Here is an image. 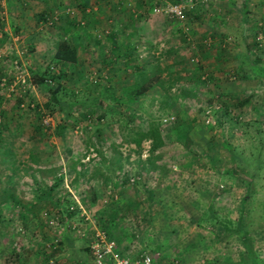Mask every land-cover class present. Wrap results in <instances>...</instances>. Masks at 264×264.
I'll use <instances>...</instances> for the list:
<instances>
[{"label": "rangeland", "instance_id": "374dc122", "mask_svg": "<svg viewBox=\"0 0 264 264\" xmlns=\"http://www.w3.org/2000/svg\"><path fill=\"white\" fill-rule=\"evenodd\" d=\"M173 2L183 21L154 11ZM15 63L60 73L11 89ZM135 67L167 99L127 101ZM0 78V264H92L94 229L152 264H264V0H0Z\"/></svg>", "mask_w": 264, "mask_h": 264}, {"label": "trees", "instance_id": "16d2710c", "mask_svg": "<svg viewBox=\"0 0 264 264\" xmlns=\"http://www.w3.org/2000/svg\"><path fill=\"white\" fill-rule=\"evenodd\" d=\"M38 18H40L41 21H47V15H45V13H40L38 15ZM110 38H112V35H110ZM123 46H125V45H123ZM117 50H118L117 45L114 44L113 47L111 48V51H112V53L114 55V58L115 57H119V56L124 55V54L127 53L126 49H124L122 52L121 51H117ZM106 56L108 57V55H106ZM52 57L59 64H65V63H68V64H72L73 63L74 64V63L77 62L76 46H74L72 44H67V43H65V41H61V42H59L56 45L55 51H54ZM247 60L249 62V65H254L255 64V62H254L255 60L252 59L251 57H249ZM109 61L111 62V59H109ZM135 69L136 70L134 71V79H133L132 83L127 87V89L125 91V97H126L127 101H130V102L135 101L137 98L142 96V94H144L147 90L151 89L154 86H159L161 91H162L163 97L165 99H167V91L166 90L170 88V85L164 86L163 80H161V79H159L157 77L158 76L157 75L158 74V70L145 71L144 69H141L140 67H135ZM59 73H60V71L59 72L57 71V74H55V73L53 74V72L51 73L50 67H47L45 69V72H43V73L37 74L36 72L35 73L31 72L32 78L30 76L25 77L24 85L27 86V84L30 83V81L31 82H35V83H40L41 82L43 84L45 82L49 83V82H51V79L54 80L55 79L54 76L55 75L58 76ZM9 80H10V82H9V84H10L12 82L13 78H10V79L8 78V81ZM5 83H6V79L4 80V84ZM57 91H58L57 87H54V88L51 89V92H50V98L51 99H53V100L56 99L55 95H56ZM17 94L18 95H17L16 99H17L18 106H24V105L27 106V107L31 106L33 108V110H35L36 112L38 110L42 109V106L41 105L39 106L34 99H32L31 97L25 96V90H22L19 93L17 92ZM26 98L28 100H26ZM51 101L52 100H50V102ZM50 102L46 101L45 103H43V107L46 108L47 111L50 110ZM164 102H165V100H164ZM243 102H245V100ZM53 103L54 102H52V105H53ZM173 103L174 102H171V103H166L165 102L167 107H172ZM106 109H107V111H110V112H114V111L117 112L116 110H114L111 107H107ZM42 110H44V109H42ZM103 116L104 115H102V116L100 115L99 118H103ZM171 116H172V120L173 119L175 120L174 121L175 123L173 122V127H175V128L180 126L182 124V121L184 123L185 120H186V117L184 116V114L182 115L183 117L182 116L179 117V113H177L176 116H174V113H173V115L171 114ZM171 121H168V122H171ZM152 138L156 139L159 143L161 142V139L158 136V134L155 135L154 133H152ZM133 142L137 146H139L140 138L133 139ZM12 164L13 163L11 162L10 166ZM236 176H237V174H236ZM56 180H60V178H58ZM66 212L68 213V216H71V215L74 214V212L73 211L72 212L69 211L67 207H66ZM237 217H238L237 221L238 220H242V218H243L242 213L239 214ZM229 223H230L229 220L227 222L226 221H222V220L219 221V224L222 227H224L225 230H228V231L231 230V229L227 228V227H229V225H228ZM245 225L242 223L238 228L235 229V227H234L232 229L235 230V231L237 230V231H239L241 233V235H244V232L246 231ZM241 226H243L242 229H240ZM240 230H242V232ZM104 232L109 237V235L107 234V231L104 230ZM243 237L244 236H242L241 238L243 239ZM85 246H86V251H88L89 250L88 249V243ZM73 261H75V263H78V260L76 258Z\"/></svg>", "mask_w": 264, "mask_h": 264}, {"label": "built area", "instance_id": "2783aa9c", "mask_svg": "<svg viewBox=\"0 0 264 264\" xmlns=\"http://www.w3.org/2000/svg\"><path fill=\"white\" fill-rule=\"evenodd\" d=\"M154 11L162 12L167 17H173L179 21L185 19L184 6L182 3L174 2L168 3L160 8H154ZM50 22V21H49ZM17 78L12 80L9 85L12 89L16 83H20L23 87L25 83V76L22 75V69L15 63L14 65ZM4 84V79L0 78ZM22 90H18L21 92ZM46 116L44 121L45 125L50 124V116ZM172 120V116L169 117ZM92 239L88 242L89 254L92 264H152V258L146 251H141L134 257L122 256L115 250V241L109 238L104 231L94 229Z\"/></svg>", "mask_w": 264, "mask_h": 264}, {"label": "crops", "instance_id": "0c3cea01", "mask_svg": "<svg viewBox=\"0 0 264 264\" xmlns=\"http://www.w3.org/2000/svg\"><path fill=\"white\" fill-rule=\"evenodd\" d=\"M72 1V0H69ZM239 67L245 69L244 64L239 62ZM214 145V144H213ZM88 241V240H87Z\"/></svg>", "mask_w": 264, "mask_h": 264}]
</instances>
